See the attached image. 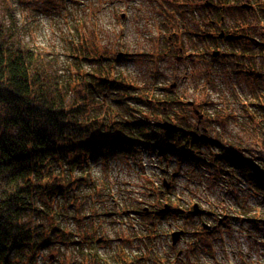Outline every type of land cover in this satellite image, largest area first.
<instances>
[{
    "label": "rangeland",
    "instance_id": "obj_1",
    "mask_svg": "<svg viewBox=\"0 0 264 264\" xmlns=\"http://www.w3.org/2000/svg\"><path fill=\"white\" fill-rule=\"evenodd\" d=\"M191 2L0 0L2 29L8 34L14 20L22 40L43 50L42 66L48 77L59 75L73 87L76 71L72 65L75 60L68 55L69 43L85 40L96 54L109 58L121 53L117 70L138 85L151 81L161 87L154 95L160 100L159 106L167 95L174 96L180 103L171 106V116L176 121L184 120L192 129L198 126L196 130L209 140L191 148L190 142L186 146L175 136L171 139L177 147L170 146L166 153L158 149L135 154L117 150L109 158L91 161L90 181L81 187L83 205L77 203V212L67 213L69 216L62 220L63 234L40 250L37 264H94L78 247L91 251L96 238L100 239L97 246L101 255L113 254L119 260L127 255L132 264H264V190L254 170L216 160L215 154L221 151L214 145L221 136L219 144L224 150L241 152L255 171L262 172L264 113H257V108L264 100L255 96L264 92V49L256 47L261 51L259 56L222 60L221 54L228 51L225 29L219 33V28L209 22L215 17ZM243 3L251 4L249 0H238L236 5ZM257 3L263 6L259 12L253 10L256 7L242 8L251 18L252 35L261 40L264 35L258 33L264 31V0ZM227 18L225 25L231 21ZM191 21H196L198 27L187 23ZM180 26L184 35L180 34ZM202 28L220 34L210 43L218 50L216 60L196 54L193 58L183 56L194 49L188 47L187 32L192 36V31ZM205 46L200 44L195 50L203 54ZM238 61L242 63L235 66ZM82 66L89 70L91 64L84 61ZM153 72L157 73L155 81ZM76 91L68 92L67 104L77 98ZM151 118L162 120L157 113ZM258 125L260 128H252ZM161 139H165L162 134ZM178 150L190 156L181 158ZM163 179L169 182L167 188ZM164 203L182 213L158 215ZM194 203L206 212L188 216ZM142 207L155 217V222H149ZM40 216L32 217L27 212L24 221L44 226L52 221ZM202 223L214 227L201 228ZM180 229L186 233L182 232L173 244L171 233ZM110 242L112 246L108 247ZM76 254L83 257L78 262Z\"/></svg>",
    "mask_w": 264,
    "mask_h": 264
},
{
    "label": "trees",
    "instance_id": "obj_2",
    "mask_svg": "<svg viewBox=\"0 0 264 264\" xmlns=\"http://www.w3.org/2000/svg\"><path fill=\"white\" fill-rule=\"evenodd\" d=\"M188 1H193L194 7L201 5L202 9L205 8L215 17L209 22L219 28V33L225 29L224 40L228 51H223L222 60L260 55L261 51L256 47L264 49V36L260 40L252 35L254 28L250 25L251 18L247 12H243L247 8L236 5L238 0ZM255 5L256 9H252L258 12L263 7L261 3L256 2ZM234 7L236 11L233 12ZM227 16L231 21L228 23L227 20L225 25ZM187 23L198 27L196 21ZM12 24L8 34L0 25V264H37L40 250L63 234L62 220L69 216L67 213L77 212V203L83 205L81 200L85 195L81 187L90 181L88 173L91 161L109 158L117 150L135 154L140 150L158 149L166 153L170 146H176L171 139L175 136L179 137V141L184 140L186 146L190 142L191 148L200 147L198 144L202 146L209 140L203 133L192 137L180 132L167 133L159 128L158 120L151 118L156 113L162 120L177 122L187 128L192 126L171 116V106L180 103L174 96L167 95L159 106L157 101L160 100L154 95L160 92L161 87L151 81L138 85L116 69L121 53L109 58L96 54L85 40L69 43L68 55L75 60L72 65L76 71L72 87L71 82H65L59 75L54 79L48 77L46 68L42 66L43 50L24 42L14 20ZM183 30L180 26L182 35L185 34ZM174 33L176 31L172 29ZM219 33L213 35L209 28L192 31V36L187 32L188 47L194 49L183 56L193 58L192 55L196 54L204 59L216 60L215 44L210 46V43L216 41ZM258 34L264 35L262 31ZM172 38H168V46ZM203 43L209 47H203L201 50L205 52L202 54L195 49ZM84 61L91 64L89 70L83 68ZM241 63L238 61L235 66ZM156 74H151L154 81ZM72 90H77L78 96L67 104L68 92ZM260 93L262 95L256 94L255 98L264 100V92ZM154 98L157 99L155 105ZM260 111L264 113V102L258 104L257 113L261 114ZM252 128L256 130L260 127ZM217 139L214 145L221 152L215 154L216 160H224L229 166L254 170L261 190H264V166L262 172L255 171L250 160L243 157L241 152L224 150L219 144L221 136ZM178 152L181 158L190 156L183 150ZM161 208L156 212L158 215L182 213L173 207ZM144 210L142 207L141 212L149 217V222H155V217ZM250 210H244V213ZM27 212L32 213V217L43 215L52 221L47 226L41 223L32 225L31 221H24ZM194 215L196 213L191 209L188 216ZM248 218L256 220L250 216ZM200 226L203 228L202 224ZM92 238L90 240L95 242ZM99 240L96 238L91 251H83L82 245L78 250L82 255L88 253L94 264H132L127 255L122 260L113 254L101 255L97 246ZM111 246L110 242L108 247ZM82 258L78 254L74 256L75 262Z\"/></svg>",
    "mask_w": 264,
    "mask_h": 264
},
{
    "label": "water",
    "instance_id": "obj_3",
    "mask_svg": "<svg viewBox=\"0 0 264 264\" xmlns=\"http://www.w3.org/2000/svg\"><path fill=\"white\" fill-rule=\"evenodd\" d=\"M222 34H223V32H222ZM229 35H231V36H240L241 34H229ZM217 53H218V50H215L214 54H217ZM224 54H226V53H224ZM196 112H197V110H196ZM157 126L159 128H161L162 130H164L165 132H167V133L180 132L182 134H185V135H188V136H192V137H196V136L202 135L196 129L186 128V127L178 125L177 123H174V122L169 121V120L157 121ZM163 183H164L165 188H167L169 186V182L164 180ZM165 207L167 208V205H164L163 208H161V209L163 210ZM192 211H193V213H196V214H202V213L205 212V209L200 208L196 203H194ZM202 226H203V228H207V229H210V230L214 227V226H210V225H208L206 223H202ZM182 232L183 231L180 229V230H174L171 233V240H172L173 244L179 239V237H180Z\"/></svg>",
    "mask_w": 264,
    "mask_h": 264
},
{
    "label": "flooded vegetation",
    "instance_id": "obj_4",
    "mask_svg": "<svg viewBox=\"0 0 264 264\" xmlns=\"http://www.w3.org/2000/svg\"><path fill=\"white\" fill-rule=\"evenodd\" d=\"M250 2H251V4H249V3H243L241 6L242 7H244V8H249V9H252V8H254L256 5V3H254L255 2V0H249ZM257 2V1H256ZM246 31H248V30H246ZM262 33L264 34V31H262ZM252 39H254V41L256 40L257 41V39L256 38H254L253 36L251 37ZM264 43V41H262V44ZM174 84H171L170 86H173ZM158 102V101H157ZM175 123V122H174ZM177 123V122H176ZM178 125H180V124H178ZM182 126V125H181ZM183 127H185V126H183ZM195 129H197L198 128V126H195L194 127ZM205 212H206V210H205Z\"/></svg>",
    "mask_w": 264,
    "mask_h": 264
},
{
    "label": "bare ground",
    "instance_id": "obj_5",
    "mask_svg": "<svg viewBox=\"0 0 264 264\" xmlns=\"http://www.w3.org/2000/svg\"><path fill=\"white\" fill-rule=\"evenodd\" d=\"M187 128V127H186Z\"/></svg>",
    "mask_w": 264,
    "mask_h": 264
}]
</instances>
